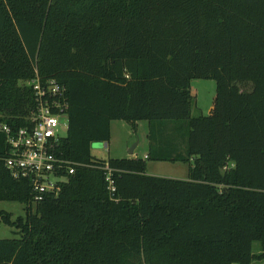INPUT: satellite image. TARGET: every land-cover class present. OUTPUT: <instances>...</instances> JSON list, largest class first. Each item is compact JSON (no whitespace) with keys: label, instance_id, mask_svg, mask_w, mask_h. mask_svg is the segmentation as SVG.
I'll return each instance as SVG.
<instances>
[{"label":"trees","instance_id":"16d2710c","mask_svg":"<svg viewBox=\"0 0 264 264\" xmlns=\"http://www.w3.org/2000/svg\"><path fill=\"white\" fill-rule=\"evenodd\" d=\"M36 72L65 88L55 151L74 172L36 201L0 132V201L25 205L0 210L15 234L0 264L264 260V0H0L1 123L31 125ZM197 78L216 82L207 115L191 113ZM117 119L148 122L145 157L92 152ZM146 160L186 163L187 178L149 175Z\"/></svg>","mask_w":264,"mask_h":264},{"label":"built area","instance_id":"2783aa9c","mask_svg":"<svg viewBox=\"0 0 264 264\" xmlns=\"http://www.w3.org/2000/svg\"><path fill=\"white\" fill-rule=\"evenodd\" d=\"M27 84L31 87L36 102L31 125L13 129L0 122V132L5 134L8 145L6 167L16 178L30 179L37 201L45 193H57L58 181L63 177L61 174L56 176L60 167L66 166L67 173L71 174L74 166L55 151L65 135L60 133V128L64 127L67 131L68 127V101L64 86L55 79L41 80L37 72ZM62 116L66 117V121H61ZM108 170L106 179L113 191L114 187L109 178L110 169Z\"/></svg>","mask_w":264,"mask_h":264},{"label":"rangeland","instance_id":"374dc122","mask_svg":"<svg viewBox=\"0 0 264 264\" xmlns=\"http://www.w3.org/2000/svg\"><path fill=\"white\" fill-rule=\"evenodd\" d=\"M239 87L241 90L246 91L250 90L251 85L249 83H239ZM190 90L195 99L191 110L192 115H207L211 109L215 95V80L203 78L192 79L190 82ZM61 121H66V117L62 116ZM60 133L66 134L64 127L60 128ZM148 133L149 127L146 120L138 121L135 131H133L129 122L119 119L112 120L110 123V140L108 144L94 142L91 145V150L95 155L101 157H128L131 155L144 157L149 147ZM187 169V164L179 161L146 160V172L149 175L185 179L187 178ZM24 206L21 202L0 201V210L9 212L12 219L24 215ZM13 231V227L0 220V239L12 238L15 235ZM257 250L258 243H254V251ZM251 264H264V260L253 261Z\"/></svg>","mask_w":264,"mask_h":264},{"label":"crops","instance_id":"0c3cea01","mask_svg":"<svg viewBox=\"0 0 264 264\" xmlns=\"http://www.w3.org/2000/svg\"><path fill=\"white\" fill-rule=\"evenodd\" d=\"M146 156V154L144 155V157Z\"/></svg>","mask_w":264,"mask_h":264},{"label":"water","instance_id":"95a60500","mask_svg":"<svg viewBox=\"0 0 264 264\" xmlns=\"http://www.w3.org/2000/svg\"><path fill=\"white\" fill-rule=\"evenodd\" d=\"M131 153H132V151H131Z\"/></svg>","mask_w":264,"mask_h":264}]
</instances>
